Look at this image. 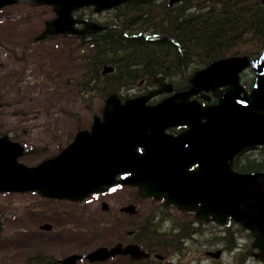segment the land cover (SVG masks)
<instances>
[{"label": "water", "instance_id": "obj_1", "mask_svg": "<svg viewBox=\"0 0 264 264\" xmlns=\"http://www.w3.org/2000/svg\"><path fill=\"white\" fill-rule=\"evenodd\" d=\"M17 1L0 0V7ZM123 1L30 0V3L52 4L57 13L46 22L43 36L102 29L104 26L91 21H86L81 29L75 28L74 23L79 20L71 17V11L86 5H94L99 11ZM249 64L254 68L255 80L247 91L239 82V73ZM110 69L106 67L104 71ZM187 81L186 90L155 104L146 101L153 94L171 90L169 84L162 83L148 94L123 102L112 93L105 100L102 119L94 116L90 131H78L59 154L38 165L19 163L17 157L23 147L6 135L0 136V192L36 190L47 197L81 200L115 182L140 185L141 195L159 197L171 192L180 197L182 205L193 201L190 207L200 218L211 215L222 223L229 216L249 229L254 235L253 246L260 250L257 256L264 260V171L240 172L233 168L237 153L264 143V49L253 60L245 55L213 60ZM202 89L211 90L217 101L202 106L196 99L188 100ZM179 124L189 127L178 135L165 133V128ZM137 146L144 147L143 153L137 152ZM190 153L193 159L189 158ZM191 162L197 166L187 170ZM122 172L132 175L116 179ZM220 252L218 249L206 254L218 257ZM116 254L147 256L135 244L122 246L118 242L110 247H97L86 258L103 261ZM78 258L80 255L72 254L60 260V264H76Z\"/></svg>", "mask_w": 264, "mask_h": 264}, {"label": "rangeland", "instance_id": "obj_2", "mask_svg": "<svg viewBox=\"0 0 264 264\" xmlns=\"http://www.w3.org/2000/svg\"><path fill=\"white\" fill-rule=\"evenodd\" d=\"M54 15L50 5L32 6L26 2L0 9V135L6 134L25 147L19 161L27 165L57 153L78 129L89 128L92 116L100 114L105 98L99 88L86 89L75 75L82 61L75 39L52 36L27 43L28 36L39 33L44 21ZM91 16L109 18L106 12ZM142 36L155 37L151 31L142 32ZM195 69L193 66L187 72ZM247 73L242 82L249 86L252 77ZM142 84L134 83L126 92L121 91L122 96L141 93ZM259 149L245 154L259 156L260 151L264 152ZM36 197L27 192L0 193V264H18L19 259L33 257L40 250L54 259L74 252L85 254L94 247L125 240L126 230L142 226L147 218L162 211L160 203L141 198L134 188L126 187L72 204L50 199L37 201ZM103 200L109 206L107 210H102ZM127 202L135 204V214L119 211ZM163 213H171L179 221L188 217L176 208L164 209ZM42 222H49L51 228L41 229ZM236 228L233 226L232 231ZM202 230L180 251L181 264H240L241 255H234L235 250L226 249L219 259L208 258L206 247H222L225 243L223 228L207 224ZM234 234L238 247L246 253L251 236L239 230ZM208 240L214 242L210 244ZM174 257V253H167V258ZM80 264L88 263L82 260ZM95 264L134 263L109 259ZM245 264L260 263L249 257Z\"/></svg>", "mask_w": 264, "mask_h": 264}, {"label": "trees", "instance_id": "obj_3", "mask_svg": "<svg viewBox=\"0 0 264 264\" xmlns=\"http://www.w3.org/2000/svg\"><path fill=\"white\" fill-rule=\"evenodd\" d=\"M111 15L110 28L92 34L90 46H83L84 39L77 46L84 51L75 75L86 89L99 88L102 94L126 92L140 79L148 86L157 74L182 87L184 73L193 66L201 67L233 54L255 56L264 48L261 0H178L173 5L168 0H126ZM145 31L155 33L156 37L145 38ZM103 64H111L112 72L101 74ZM260 148L259 151L264 149ZM244 155L234 160L237 170H264L263 151L259 156ZM152 219L147 218L140 229L150 233ZM204 225L197 221L193 233L200 235ZM161 226L166 228V222H161ZM232 234V230L225 231L223 238L228 239V244L233 243ZM51 258L38 251L33 257L19 259L18 264H44Z\"/></svg>", "mask_w": 264, "mask_h": 264}, {"label": "flooded vegetation", "instance_id": "obj_4", "mask_svg": "<svg viewBox=\"0 0 264 264\" xmlns=\"http://www.w3.org/2000/svg\"><path fill=\"white\" fill-rule=\"evenodd\" d=\"M144 85V84H142ZM187 86L186 82H185V86H182L180 87L179 89H183ZM196 97V95H195ZM212 102V101H210ZM203 104L207 103V101H202ZM186 129L185 126L183 125H175V126H171V127H168L166 128V132L168 133H171V134H179L180 132L184 131ZM192 157V153L189 154V158ZM190 159H193V158H190ZM189 160V159H187ZM187 170H193V162H191L190 164L187 165L186 167ZM185 169V171H186ZM160 203V206L162 208V211L160 213H163V210L167 208V206H165V199L162 197L161 198V201L159 202ZM171 206H174L173 208H176L175 206L176 205H171ZM184 212H187L185 214L188 215V217L182 219V223L177 220V219H173L172 217V220L170 225L168 226L169 228H162V225L161 226V222L164 223V222H169L168 220H165V215H164V219L158 223V220H156L155 217H152V223L150 225V230L151 232L148 233V231H146L143 235L141 233V229L139 226H134L132 228L133 232L129 235V239L132 240L130 237H132L134 240H142V241H139L141 243V247H143L145 250L151 252V253H155L156 251H158L161 246H165V245H168V246H173V248L175 247L172 243H171V240H174L176 243L175 245L177 246H180L182 240H190V242L193 241V210H185ZM190 214V216H189ZM156 220V221H155ZM146 223V220L142 223L145 224ZM217 224V223H215ZM232 223L229 222V220H227L225 223H223V225H218L217 226L222 229L223 228V236L225 234V231H230L232 230V227L230 226ZM233 225V224H232ZM236 230H239V232L241 233L242 231H247L245 230L243 227H241L239 224H234L233 225ZM139 227V228H138ZM147 230V229H145ZM235 230V231H236ZM235 231L233 232L232 236H233V245H236L237 247L240 246L239 244L236 243L235 241ZM149 235H153L152 237H149ZM250 235V234H249ZM172 236H174L172 238ZM228 239H225V243L227 242ZM186 244V242H185ZM230 245H227V244H223V246L221 247L223 251H225ZM240 248V247H239ZM152 258V257H150ZM155 259V258H154ZM150 259H147L145 262H149ZM154 261V260H153ZM141 262V261H139Z\"/></svg>", "mask_w": 264, "mask_h": 264}, {"label": "bare ground", "instance_id": "obj_5", "mask_svg": "<svg viewBox=\"0 0 264 264\" xmlns=\"http://www.w3.org/2000/svg\"><path fill=\"white\" fill-rule=\"evenodd\" d=\"M103 29H105V28L99 29L98 32L101 31V30H103ZM262 49H264V48H262ZM262 49H261V50H262ZM261 50H260V51H261ZM260 51H259L256 55H258V54L260 53ZM256 55H255V56H256ZM139 81H142V83H143V80H142V79H140ZM143 86H145V84H144ZM205 232H206V231H205ZM192 235H193V234H192ZM209 235H210V234H209ZM184 251H185V250H184Z\"/></svg>", "mask_w": 264, "mask_h": 264}]
</instances>
